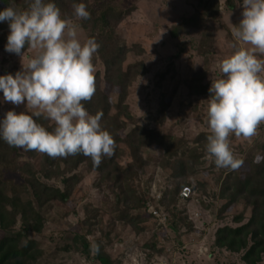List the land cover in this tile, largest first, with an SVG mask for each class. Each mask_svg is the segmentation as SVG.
I'll list each match as a JSON object with an SVG mask.
<instances>
[{
  "label": "rangeland",
  "instance_id": "obj_1",
  "mask_svg": "<svg viewBox=\"0 0 264 264\" xmlns=\"http://www.w3.org/2000/svg\"><path fill=\"white\" fill-rule=\"evenodd\" d=\"M191 4L192 0H114L120 9L136 8L115 28L117 39L129 50L123 66L141 61L147 68L145 75L135 77L129 85L125 105L130 118L125 130L140 126L166 138L163 147L153 146L141 152L146 165L137 176L119 186L116 180L83 164L74 171L61 166L48 179L39 167V158L27 156L18 158L17 163H28V172L15 164L2 168L1 178L8 182L6 197L14 199L21 193L22 202L30 203L43 221L39 233L22 234L19 247L32 240L37 243L36 250L22 264H99L95 259L98 246L112 264H249L242 261L244 251L235 254L215 248L214 240L218 229L238 226L235 218L242 217L243 224L250 217L251 207L242 199L226 210L221 208L229 203L228 194L234 184L251 171L254 157L264 154V122L249 139L230 134L229 147L242 162L233 170L218 168L208 158L205 119L210 81L221 76L219 61L236 48L251 47L232 34V27L242 19V2L229 10L225 0H218L217 20L205 26L213 40L204 42L205 55L197 52L200 42L195 25H182L177 41L169 36L173 25H181L191 16ZM67 19L79 26V18ZM77 35L81 43L86 41V32L80 27ZM34 55L35 50L30 48L22 59L0 52V75L21 71L27 58ZM254 55L264 60V54ZM93 63L95 74L103 79L104 67L96 54ZM101 88L115 100L117 89L102 81ZM13 108L17 113L26 112L24 104L0 103V118ZM129 162L131 158L125 150L118 163L125 166ZM58 173L61 175L57 177ZM73 175L77 178L65 187L62 179ZM33 179L67 191L68 200L38 208L33 196L27 195L28 183ZM228 186L231 191L223 195ZM8 200L0 210V239L23 229L21 205L13 206ZM34 213L29 223L34 222ZM84 243L89 245L86 251ZM256 264H264V258Z\"/></svg>",
  "mask_w": 264,
  "mask_h": 264
},
{
  "label": "clouds",
  "instance_id": "obj_2",
  "mask_svg": "<svg viewBox=\"0 0 264 264\" xmlns=\"http://www.w3.org/2000/svg\"><path fill=\"white\" fill-rule=\"evenodd\" d=\"M242 19L232 27L233 36L249 48H236L219 61L221 76L210 81L207 99L206 152L218 168L237 169L241 161L229 147V136L245 139L264 122V0H242ZM74 16L88 19L83 3L73 5ZM0 23L8 26L4 51L24 57L25 46L35 50L22 70L0 75V103L24 104L0 118V140L10 147L37 151L49 157L83 154L99 165L111 156L114 141L100 125L102 113L90 115L82 101L95 92L93 56L99 45L94 38L78 39L79 26L61 17L53 0H31L24 11L0 10ZM31 110V114L28 110ZM53 122L51 131L34 118ZM264 160L256 155L255 163Z\"/></svg>",
  "mask_w": 264,
  "mask_h": 264
},
{
  "label": "trees",
  "instance_id": "obj_3",
  "mask_svg": "<svg viewBox=\"0 0 264 264\" xmlns=\"http://www.w3.org/2000/svg\"><path fill=\"white\" fill-rule=\"evenodd\" d=\"M17 1L19 0H0V10L12 7L17 11H22L25 6L28 9L31 3V0H20L21 2L18 4L21 5L18 6ZM53 2L64 19L75 17L73 5L78 3H83L89 13L88 19L79 20V27L86 32V40L94 38L99 45L95 54L102 61L104 74L103 79L100 78L99 73L95 74L94 95L90 100L82 101V103L90 115L102 113L100 125L103 130L111 135L114 141L113 152L111 156H102L99 165H95L90 157L83 154L49 157L47 154L34 150L24 151L17 147H10L0 140V210H3L4 206L2 204L9 199L4 193L8 182L1 178L2 168L15 164L14 166H18L22 172H28V163L25 165L17 163V159L21 156H27L30 159L39 158V167L42 168L41 171L46 174L48 179L55 176L54 173L59 172L61 166L74 171L79 166L86 164L89 170L102 174L107 179L116 180V184L121 186L130 178L137 176V173L145 167L146 163L140 155L143 150L153 146L163 147L165 145L166 138L153 130L140 126H135L129 131L125 130L130 118L125 105L129 85L135 77L145 75L147 68L141 61L126 67L123 66L129 50L123 41L117 39L115 28L120 22L130 18L136 8L120 9L114 5V0H53ZM241 2L242 0H225V6L227 9L233 10L236 3ZM191 6L193 7L191 16L185 21L183 20L181 25H173L169 31V36L172 41H177L182 25L186 23L195 25L194 31L198 34L200 42L197 52L205 55L204 42H213L212 33L205 26L208 23L216 22V14L219 10L218 0H192ZM200 9L201 12L198 11ZM200 26L202 28H199ZM8 32L7 24L0 23V52H5L4 46L7 42ZM28 49L29 47L26 45L22 52L24 51L26 54ZM101 81L118 90L114 101L102 90ZM34 119L49 131L54 127V124H50L49 120L43 117ZM121 132L125 134L122 136ZM125 150L128 152L131 162L123 166L118 163V160L122 158ZM252 164L251 171L243 180L234 184L232 191L231 187L228 186L222 192L223 195H226L231 191V194H228L229 203L221 208L222 211L226 210L230 205L242 199L247 202L248 207H251L250 217L243 224L242 217L235 218V223L238 224L237 227L224 226L218 229L215 233L214 247L235 254L244 251L242 261L256 264L264 258V160ZM60 175L61 173H58L56 176ZM76 178L77 176L73 175L70 178L62 179V183L67 187L68 183ZM28 184L30 193L28 191L27 195L33 196L32 201L37 204L38 208L47 203L64 204L68 200L67 191L61 192L59 189L49 187L34 179L29 181ZM20 195L21 193L16 198L9 199L8 203H12L13 206L16 204L21 205L23 229L18 234L6 235L0 239V264H22L21 261L29 258L31 252L36 250L37 243L34 240L28 241L22 247L18 246L23 233H39L43 222L40 216L34 213L30 203L25 205L22 202ZM33 213L36 217L32 220L33 223H29V217ZM1 221L2 217H0V223ZM88 247L89 245L83 244L85 251ZM95 259L99 264H112L111 259L99 246L95 249Z\"/></svg>",
  "mask_w": 264,
  "mask_h": 264
},
{
  "label": "built area",
  "instance_id": "obj_4",
  "mask_svg": "<svg viewBox=\"0 0 264 264\" xmlns=\"http://www.w3.org/2000/svg\"><path fill=\"white\" fill-rule=\"evenodd\" d=\"M154 215L156 216V215H157V213H154Z\"/></svg>",
  "mask_w": 264,
  "mask_h": 264
}]
</instances>
